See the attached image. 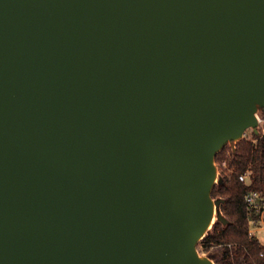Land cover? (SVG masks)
<instances>
[{"label": "water", "instance_id": "water-1", "mask_svg": "<svg viewBox=\"0 0 264 264\" xmlns=\"http://www.w3.org/2000/svg\"><path fill=\"white\" fill-rule=\"evenodd\" d=\"M259 109L264 0H0V264H214Z\"/></svg>", "mask_w": 264, "mask_h": 264}, {"label": "trees", "instance_id": "trees-1", "mask_svg": "<svg viewBox=\"0 0 264 264\" xmlns=\"http://www.w3.org/2000/svg\"><path fill=\"white\" fill-rule=\"evenodd\" d=\"M258 114L264 119V109H259ZM252 139L255 142L241 138L214 157L217 164L226 160L230 170L220 171L218 179L222 182L217 181L211 191L212 199L221 201L218 210L227 223L215 220L197 244L198 253L214 264H264V245L249 235L250 220L257 217L246 212L243 200L249 189L264 190V137L252 133ZM247 168L252 172L249 187L238 180Z\"/></svg>", "mask_w": 264, "mask_h": 264}, {"label": "built area", "instance_id": "built-area-1", "mask_svg": "<svg viewBox=\"0 0 264 264\" xmlns=\"http://www.w3.org/2000/svg\"><path fill=\"white\" fill-rule=\"evenodd\" d=\"M257 126H256V134L260 137H264V119L257 114ZM250 130V135L246 134V131L243 133L242 138L250 139L252 142H255V139H252V133H254L253 129ZM234 142H228L223 146L232 147ZM223 148H221L218 152H220ZM217 152V153H218ZM227 155L229 154V150H227ZM215 171L216 177L218 179V175L222 169L227 170L226 160H222L220 163H215ZM230 172V170H227ZM251 170L247 168L243 173L238 175V180L243 183L245 186L249 187L251 185ZM245 210L249 215H254L257 217V220L251 219L250 220V227H249V235L254 236L255 232L259 229H264V190H247L243 197ZM259 224H262L259 226Z\"/></svg>", "mask_w": 264, "mask_h": 264}, {"label": "rangeland", "instance_id": "rangeland-1", "mask_svg": "<svg viewBox=\"0 0 264 264\" xmlns=\"http://www.w3.org/2000/svg\"><path fill=\"white\" fill-rule=\"evenodd\" d=\"M250 130H246V134L250 135ZM217 212V208L214 207V216H213V221L215 220V214ZM263 220H264V216H263ZM212 221V222H213ZM262 224H259V226H261ZM254 237L258 240V242L262 245H264V229H259L258 231L255 232Z\"/></svg>", "mask_w": 264, "mask_h": 264}, {"label": "bare ground", "instance_id": "bare-ground-1", "mask_svg": "<svg viewBox=\"0 0 264 264\" xmlns=\"http://www.w3.org/2000/svg\"><path fill=\"white\" fill-rule=\"evenodd\" d=\"M212 221H213V216H212Z\"/></svg>", "mask_w": 264, "mask_h": 264}]
</instances>
